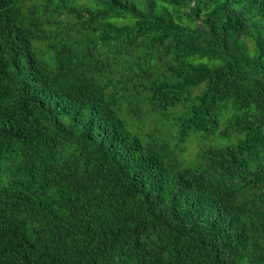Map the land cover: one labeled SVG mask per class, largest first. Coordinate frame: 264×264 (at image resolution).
I'll return each mask as SVG.
<instances>
[{
  "label": "trees",
  "instance_id": "trees-1",
  "mask_svg": "<svg viewBox=\"0 0 264 264\" xmlns=\"http://www.w3.org/2000/svg\"><path fill=\"white\" fill-rule=\"evenodd\" d=\"M0 264H264V0H0Z\"/></svg>",
  "mask_w": 264,
  "mask_h": 264
},
{
  "label": "rangeland",
  "instance_id": "rangeland-1",
  "mask_svg": "<svg viewBox=\"0 0 264 264\" xmlns=\"http://www.w3.org/2000/svg\"><path fill=\"white\" fill-rule=\"evenodd\" d=\"M82 1H91V0H82ZM190 150H189V154H190V157H193L198 149V146L197 144H193V145H190Z\"/></svg>",
  "mask_w": 264,
  "mask_h": 264
}]
</instances>
